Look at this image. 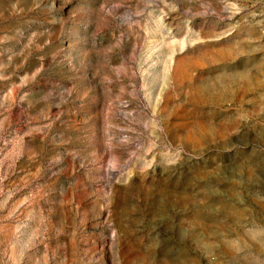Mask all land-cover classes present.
I'll return each instance as SVG.
<instances>
[{
  "label": "rangeland",
  "instance_id": "obj_1",
  "mask_svg": "<svg viewBox=\"0 0 264 264\" xmlns=\"http://www.w3.org/2000/svg\"><path fill=\"white\" fill-rule=\"evenodd\" d=\"M0 264H264V0H0Z\"/></svg>",
  "mask_w": 264,
  "mask_h": 264
}]
</instances>
